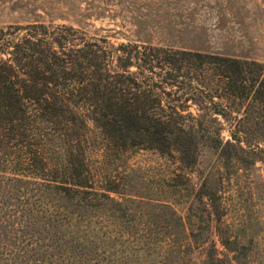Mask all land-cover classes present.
Returning <instances> with one entry per match:
<instances>
[{"label": "trees", "instance_id": "1", "mask_svg": "<svg viewBox=\"0 0 264 264\" xmlns=\"http://www.w3.org/2000/svg\"><path fill=\"white\" fill-rule=\"evenodd\" d=\"M98 148L196 169L206 230L104 174ZM258 162L264 62L54 21L0 25V264H232L218 242L246 252L224 220L225 185Z\"/></svg>", "mask_w": 264, "mask_h": 264}, {"label": "rangeland", "instance_id": "2", "mask_svg": "<svg viewBox=\"0 0 264 264\" xmlns=\"http://www.w3.org/2000/svg\"><path fill=\"white\" fill-rule=\"evenodd\" d=\"M36 20L73 24L116 42L139 39L264 62V0H0V25ZM92 135L99 137L100 131L93 127ZM90 154L94 164L125 183L128 192L171 200L180 214H192L196 231L206 230L208 213L194 196L200 184L196 169L139 148H98ZM224 190L225 223L246 254L218 242L219 249L233 258L232 264H264V164L235 173ZM194 258L199 260V254Z\"/></svg>", "mask_w": 264, "mask_h": 264}]
</instances>
